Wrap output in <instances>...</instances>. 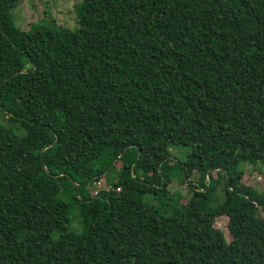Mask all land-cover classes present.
<instances>
[{
    "label": "trees",
    "instance_id": "obj_1",
    "mask_svg": "<svg viewBox=\"0 0 264 264\" xmlns=\"http://www.w3.org/2000/svg\"><path fill=\"white\" fill-rule=\"evenodd\" d=\"M18 2L0 0V264H264L241 167L264 165V0H82L75 30L27 31Z\"/></svg>",
    "mask_w": 264,
    "mask_h": 264
},
{
    "label": "rangeland",
    "instance_id": "obj_2",
    "mask_svg": "<svg viewBox=\"0 0 264 264\" xmlns=\"http://www.w3.org/2000/svg\"><path fill=\"white\" fill-rule=\"evenodd\" d=\"M82 0H20L14 7L9 10L12 17V21L17 28L27 31L32 24L39 23L40 25L55 27H63L70 30H75L77 28L75 9ZM211 105L210 101H204L199 107L189 111L183 119V128H180L175 132V143L179 144L184 142V144L189 142L188 134L194 131L201 124L202 120L207 114V109ZM191 126V127H189ZM187 127V128H186ZM193 137V136H192ZM182 148L172 149V153H179ZM179 158L178 156H176ZM161 155H151L145 161V170L147 173L152 174L156 169L158 163L160 162ZM245 170L242 182L254 188L259 193L264 194V165H258L257 168H250L248 166L241 165ZM197 175H195V179ZM103 183L100 188H108L107 181L102 177ZM89 193H93L98 188L87 187ZM168 191L170 193H175V191L181 194V203H186L189 190L188 185H181L178 182H173L169 187ZM262 216L264 217V209L262 211ZM227 217H218L215 221L214 226L222 231L227 241L231 240L227 229Z\"/></svg>",
    "mask_w": 264,
    "mask_h": 264
},
{
    "label": "built area",
    "instance_id": "obj_3",
    "mask_svg": "<svg viewBox=\"0 0 264 264\" xmlns=\"http://www.w3.org/2000/svg\"><path fill=\"white\" fill-rule=\"evenodd\" d=\"M102 183H103V179L100 178L99 180H97L95 183H94V187L98 188L99 190H102V188H100L102 186ZM106 189V188H105ZM96 192L97 190L93 191V194L96 195Z\"/></svg>",
    "mask_w": 264,
    "mask_h": 264
}]
</instances>
